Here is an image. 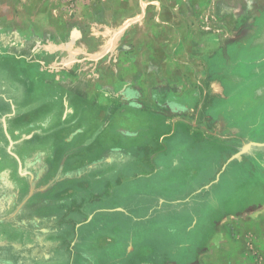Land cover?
I'll return each mask as SVG.
<instances>
[{"label": "rangeland", "instance_id": "1", "mask_svg": "<svg viewBox=\"0 0 264 264\" xmlns=\"http://www.w3.org/2000/svg\"><path fill=\"white\" fill-rule=\"evenodd\" d=\"M8 24L20 25L16 32L30 26L39 35L11 43L14 51H26L29 59L41 51L45 66L67 70L72 80L93 88L102 118L97 132L110 123L114 135L110 147L92 161L96 167L111 164L108 185H96L89 198L84 185L66 191L72 204L50 226L73 227L94 208L126 205L142 215L148 211L144 194L151 193L180 199L154 210L160 219L178 218L191 207L185 226L195 227L192 241L197 242L212 226V203L237 195L239 174L240 195L252 188H242L248 178L264 184V148L252 145L233 157L250 140L264 142V0H0V28ZM16 156L11 187L0 194V254L8 253V242L15 238L9 239V227L30 231V222H36L26 221L30 206L42 202L28 205L35 197L52 189L58 178L87 182V168L93 167L45 174L43 162L32 170L31 186L27 161ZM7 177V171L0 172V179ZM113 216L126 222L118 213ZM175 220L182 230L184 224ZM127 224L133 231L146 227L139 221ZM225 224L229 231L230 221ZM171 235L164 236L173 242ZM41 236L29 232L26 242L19 237L14 248L19 264H33L40 256L36 245L29 250V242ZM175 236L182 244L184 233ZM220 249L225 254L221 264H233L226 247ZM255 255L264 257L259 251Z\"/></svg>", "mask_w": 264, "mask_h": 264}, {"label": "crops", "instance_id": "2", "mask_svg": "<svg viewBox=\"0 0 264 264\" xmlns=\"http://www.w3.org/2000/svg\"><path fill=\"white\" fill-rule=\"evenodd\" d=\"M21 26L19 32H16V28H20V25L15 27L8 24L0 28V172L7 171L8 174L7 179H0V194L4 188L11 187L10 172L11 167L17 169L16 155L22 162L27 161L25 163L32 176L29 178L31 186L35 185L32 184L35 178L31 172L43 162L46 164L42 169L45 174L59 170L76 171L93 163V167L87 168L93 181L88 183L89 177L87 182L80 177L58 178L52 189L46 190L45 194L42 192L39 198L35 197L28 205L37 199L42 202L39 206H30L26 221L34 219L36 222H30V231L25 229L24 233L11 227L7 229L9 239L11 235L15 238L8 242V253L0 254V261L19 264L21 261L15 258L14 248L21 241L19 237L23 239L31 232L42 235L36 238L39 243L30 238L29 244L33 243L29 245V250L36 245V251L41 252L33 264H192L193 260V264H221L225 260L221 246L226 247L233 264H264V257L255 255V251L264 254V184L257 182L259 179L248 178L242 188L251 185L252 188L247 195H240L237 186L243 180L240 174L235 185L237 195L221 197L219 202L212 203V226L200 233L202 236L197 238V242L192 241V235L197 234L195 227L185 226L192 219L191 207L184 209L178 218L160 219L155 211L161 209L164 203H176L180 199L170 200L151 193L144 194L148 211L142 215L132 213L126 205L112 209L94 208L86 221L73 227L61 226L58 229L50 226L52 220L60 218L65 207L72 204L64 195L66 191L71 193L74 188L84 185L82 187L90 188L87 190L89 198L91 190L95 194L96 185H108L111 177L106 173L111 171V164L96 167L92 161L110 147L114 135L110 132V123L97 132L102 118L101 115L97 116L96 98L89 84L72 80L67 70L45 66L40 59L44 55L41 51L38 57L29 59L26 51L16 52L14 46L11 48V43L27 41V38H32L31 35H36L30 26ZM36 37L39 38V35ZM11 139L15 140L12 144ZM98 169L103 171L98 174L99 178L102 177L98 178L100 184H96ZM258 189L263 190L262 193ZM61 197L66 199H59ZM134 202L130 201L131 206L138 207ZM88 204H95V201H88ZM70 213L71 217L75 214L74 211ZM114 213L120 214L126 222L113 219ZM15 214L9 215L14 218ZM175 219L184 224L182 230L175 226ZM129 220L145 223L146 227L130 230L127 224ZM37 221L40 228L35 229ZM229 221L231 225L227 231L223 224ZM178 231L184 233L182 244L174 241ZM167 234L173 235V242L164 236ZM71 236L72 239L67 242ZM25 239L28 238H24L26 242ZM12 257L17 262L10 260Z\"/></svg>", "mask_w": 264, "mask_h": 264}, {"label": "water", "instance_id": "3", "mask_svg": "<svg viewBox=\"0 0 264 264\" xmlns=\"http://www.w3.org/2000/svg\"><path fill=\"white\" fill-rule=\"evenodd\" d=\"M257 146V147H260V148H264V142H256V141H253V140H250L247 144H244L243 148L238 152L236 153L235 155H233V157H236L237 155L245 152L247 149H249L251 146ZM32 190H30V193L26 196V198L19 204L18 208L21 207V205L26 201V199L30 196ZM17 208V209H18ZM0 264H11L10 262H3V261H0Z\"/></svg>", "mask_w": 264, "mask_h": 264}, {"label": "bare ground", "instance_id": "4", "mask_svg": "<svg viewBox=\"0 0 264 264\" xmlns=\"http://www.w3.org/2000/svg\"><path fill=\"white\" fill-rule=\"evenodd\" d=\"M10 262V261H9Z\"/></svg>", "mask_w": 264, "mask_h": 264}]
</instances>
